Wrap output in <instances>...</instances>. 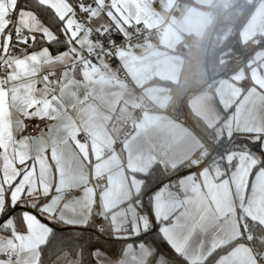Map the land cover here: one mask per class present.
Masks as SVG:
<instances>
[{"label":"snow or ice","instance_id":"6c2138e0","mask_svg":"<svg viewBox=\"0 0 264 264\" xmlns=\"http://www.w3.org/2000/svg\"><path fill=\"white\" fill-rule=\"evenodd\" d=\"M122 2L0 0V264H85V247L95 260L102 245L73 230L94 225L108 242L152 235L145 216L185 264H264V100L238 109L203 157L141 153L106 171L88 157L89 105L123 33ZM157 166L198 171L141 199ZM144 247L142 264H160ZM140 260L136 245L111 264Z\"/></svg>","mask_w":264,"mask_h":264},{"label":"crops","instance_id":"0c3cea01","mask_svg":"<svg viewBox=\"0 0 264 264\" xmlns=\"http://www.w3.org/2000/svg\"><path fill=\"white\" fill-rule=\"evenodd\" d=\"M230 1L123 0L120 5L123 33L117 34L126 37L131 27H143L156 31L157 34L119 49L113 62L107 58L103 60L102 82L95 86L96 99L89 105L87 140L84 141L88 157H99L98 160H93L94 165L98 164L106 171L109 166L127 161L129 156L133 157L135 163L136 155L141 153H167L182 159L196 157L195 154L203 145V140L191 127L167 110L171 96L166 83L184 84L191 78L194 62H199L198 50L206 43L213 26L215 16L212 4L221 2L227 6ZM177 5L185 10V14L180 18L170 15ZM113 31L116 29L113 28ZM230 31V25L227 24L222 39H225ZM185 35H192L195 38L194 44L182 52H176V44ZM239 37L242 43L264 42V1L254 3ZM229 57L230 52L225 51L220 59L225 61ZM119 73L125 74L128 82L120 79ZM211 83L217 84L214 96L207 94L206 89L201 90L188 97L187 105L191 112L212 130L211 137L214 138L227 130L226 125L234 120L238 109L250 112L264 100V48L257 49L244 67ZM137 91L152 105V110L136 113L138 104L133 98ZM81 92L83 94V88ZM125 122L131 124L127 133L123 132ZM233 130L235 131V128ZM119 136L122 138L119 139ZM118 139L119 145L115 146ZM189 170L198 171L197 168ZM188 171L176 177L181 187H187L191 183L192 178L189 177ZM88 172L89 167H85L84 174L87 175ZM168 185L169 183L159 188L167 190ZM145 219L148 221V228L154 225V217L145 216ZM128 235L129 233L125 232L123 238ZM131 235L133 238L139 236L136 233ZM144 244L130 242L125 245L127 248L139 245V264H142L144 256L150 254ZM150 249L153 252L151 246ZM9 250L14 252L11 248ZM96 255L97 264H111L113 260L105 257L102 252Z\"/></svg>","mask_w":264,"mask_h":264},{"label":"trees","instance_id":"16d2710c","mask_svg":"<svg viewBox=\"0 0 264 264\" xmlns=\"http://www.w3.org/2000/svg\"><path fill=\"white\" fill-rule=\"evenodd\" d=\"M253 6L254 3L248 2L247 0H231L229 4L214 17L209 37L206 43L198 50L199 62H194L191 78L184 84L166 83L171 96L167 110L173 113L177 119L182 120L191 127L201 137L203 142L209 145H211L210 141L213 139L211 137L212 130L191 112L187 105V100L191 94L205 90L213 80L220 77H228L240 67H244L247 60L257 49L261 47L264 48V42L262 41L259 43H254L253 41L242 43L239 37L240 30L251 14ZM219 21H224L230 25V34L225 39L216 38L214 35ZM225 51L230 52V57L225 61H221L220 56ZM223 147H225V151H227L232 146L228 145L227 141H224ZM253 155H256L258 161L261 159L256 153H253ZM191 168V166H187L178 170L172 169L166 171L160 166H157L153 169L151 175L146 177L147 183L144 186L140 198H144L143 194L145 192L151 190L153 193L161 185L169 183V181H172L174 178L181 175V173H185ZM151 197L152 195H149L146 201L149 206H151ZM96 222L99 223L98 218ZM154 227L157 228L154 234H141L142 236H147V239L144 240L143 243L151 246L154 253L165 259L166 264H185V262L179 260L168 247L167 243L160 235L157 225L154 224L149 227L148 232H152ZM89 228L93 230H73L71 235L76 238H81L82 241H88L89 239H93L94 241L99 240L103 248L101 252H106L107 256L113 260L119 256L121 250L124 249L127 243L141 242V235L134 238L132 237V239L121 238L111 242L100 240L95 234L94 225H89ZM106 235L109 236L110 240L111 234L106 233ZM153 241H155V244L152 243ZM54 258H56V254H50L49 260L52 261ZM84 259L85 264H97V261L92 259V255L89 253L87 247H85Z\"/></svg>","mask_w":264,"mask_h":264},{"label":"built area","instance_id":"2783aa9c","mask_svg":"<svg viewBox=\"0 0 264 264\" xmlns=\"http://www.w3.org/2000/svg\"><path fill=\"white\" fill-rule=\"evenodd\" d=\"M259 0H251L252 3H255ZM264 1V0H262ZM224 5L221 2H214L212 4V10L214 12V16L218 14V12L222 11L224 9ZM185 14V10L182 9L179 5L175 6L174 9L171 10L170 15L174 18H180ZM226 22L219 21L215 30V37L221 39L224 34V29L226 27ZM157 34L156 31H150L143 27H131L128 30V35L126 37H121V39L115 44L112 45V54L105 57L110 62H113L115 60V54L119 49L125 48L128 44H132L138 41H141L150 35ZM195 38L192 35H185L183 36L182 40L178 42L175 46L176 52H182L184 51L188 46H191L194 44ZM119 78L122 80H126V76L123 73H119ZM128 82V80H126ZM217 87L216 83H211L208 88H206L207 94L214 96L215 95V89ZM134 101L138 104V107L136 109V113L139 114L144 111L152 110V105L142 97L141 92L137 91L134 96ZM35 125L33 124L32 127ZM131 129V124L129 122H125L123 126V132L127 133ZM25 134H32L31 128L26 132ZM122 136H119V139H121ZM119 139L115 142V146L119 145ZM211 150V145L206 144L203 142V145L199 150H197L195 156L197 158L205 156L209 151ZM173 186L180 184L178 178H174L171 182ZM169 187V185H168ZM9 256L13 255V252L9 250L7 252Z\"/></svg>","mask_w":264,"mask_h":264},{"label":"rangeland","instance_id":"374dc122","mask_svg":"<svg viewBox=\"0 0 264 264\" xmlns=\"http://www.w3.org/2000/svg\"><path fill=\"white\" fill-rule=\"evenodd\" d=\"M160 264H166V261L164 258L160 257Z\"/></svg>","mask_w":264,"mask_h":264}]
</instances>
